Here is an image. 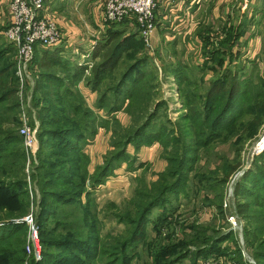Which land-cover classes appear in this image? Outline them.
I'll use <instances>...</instances> for the list:
<instances>
[{
	"label": "rangeland",
	"instance_id": "rangeland-1",
	"mask_svg": "<svg viewBox=\"0 0 264 264\" xmlns=\"http://www.w3.org/2000/svg\"><path fill=\"white\" fill-rule=\"evenodd\" d=\"M233 2L232 13H228L231 21L235 23L238 21L246 23L245 14L248 13L252 4L264 5V0H232ZM244 3L248 6L247 9ZM260 12L262 11H257L258 15L255 16L256 25H249L247 29V34L253 32L251 35L253 40H250L248 36L246 41L249 43L246 45V42L242 43L244 39L242 36L237 44L243 54L245 49H249L246 52L248 56L252 50H255L254 47L258 48L256 53L258 59H253L252 62L243 60L241 62L243 67H240L241 70L237 69L235 73L240 81L253 80L252 85L258 75L264 77V13L260 14ZM111 23L100 20V34L96 39ZM125 27L123 28L125 33L133 30L131 26ZM4 43V37L0 33V48L6 45ZM189 43L191 45L178 38L171 43L161 41L155 46L151 44L150 48V45L143 44V48L125 51L120 62L112 69V76L127 61L140 56L148 58L149 70L132 86V93L128 98L123 96L115 98L109 92L101 108L96 106L97 92L91 91L83 80L89 70L88 72L83 70L79 78L71 80L70 86L75 88L77 98L82 100L83 110L87 111L85 117L87 128L82 131L83 138L70 145L72 150L57 144L49 146L48 140L51 139L44 141V137L38 135L41 130L39 128L41 121L36 110L40 108L42 101L40 100L41 91L34 92L33 87L36 79L34 73L40 70L37 68L33 55L25 71L20 76L15 73L18 85L16 95L19 101L18 113L16 111L13 114L18 118L16 119L18 124H15L16 134L20 136L18 130L23 125L20 121L23 115L26 125L34 129L36 139L33 151L26 149L23 142L7 146L8 149L17 146L23 152L22 170L16 177L25 181L26 193L22 195V198L27 201L26 212L11 221L26 224L25 248L28 243V225L25 220L31 218L37 235L36 221L38 219L36 218L44 200L42 190H53L55 193H61L65 198L77 190L78 199L73 198L69 204L78 209L88 205L89 210H93L91 213H94L98 220L99 230L95 239L100 248H105V244L112 238L127 237L129 226L120 222L119 216L132 214L135 191L145 188L143 191L147 192L151 184L159 183L158 178L161 174L166 178L165 183L172 181V177L165 176L169 169L168 160L173 152L180 151L182 145L181 142L174 143L171 136H181V132L186 129L190 131L187 121L183 118L185 109L182 106L181 93L188 91L202 99L210 84L209 81L217 76L218 72L220 74L222 67L226 64L216 63L217 57L215 60H208L209 44H204L201 40L198 44L193 40ZM192 47L194 48L190 49ZM69 53L65 48L63 54H68L67 57H69ZM8 59L15 60L13 51H7L0 62L3 63ZM86 61L93 62V59L89 55ZM86 61H76V63L85 68ZM186 63L201 73L198 76L194 73L196 87L186 86L183 74L173 76L175 71L180 70ZM227 66L234 68L233 65ZM210 67L212 69H209ZM251 92L252 87L248 85L246 102L251 100ZM149 112H151V120L143 128L139 138L144 141L138 145L135 141L122 145L126 138L131 137L134 129ZM258 114L260 113L255 116L258 117ZM224 122L227 125L220 131L218 137L207 147L196 151L197 157L187 172L183 191L176 197L170 194L163 195L164 202L150 209L143 236L134 244L129 264H162L163 261L171 262V264H264V261L253 257L252 247L247 245L243 233L246 219L237 211L238 203L251 201L255 194L258 197L264 195V118L257 126L253 124V117L247 115H239L232 121L230 119ZM169 130L172 133L168 134ZM206 132L204 130L203 133L206 134ZM121 145L129 161L121 160L115 163L111 173L102 182L92 184L90 176L94 175L106 154L117 150L118 146L121 149ZM78 150L85 154L86 159L77 154ZM53 153L64 157H51ZM69 159H72V162L74 160L75 165L84 164L86 169L84 186L76 189L70 184L79 178L75 171L58 179L54 183L55 186L44 182L46 180L44 172L47 168H41V164ZM65 165L72 167L69 161ZM10 180L16 179H9V181L2 179L6 184ZM18 190L20 189H15L17 192ZM3 194L4 192H0V199ZM62 206L65 205L57 204V208ZM229 216L232 217L235 225L230 224ZM158 218H160L159 221ZM48 221L50 222L51 219L49 218ZM226 234H229L227 239L216 242L219 237ZM39 247L38 244V249ZM196 250H202V252L194 254ZM29 251L26 250L27 255H33L35 260L40 258V256L35 258L31 248ZM48 252L54 253L56 250L50 247ZM83 252L87 254L90 250H83ZM84 254L71 253L68 257L74 260L83 258ZM106 260L107 255L102 253L98 261L92 264H105ZM173 260L175 261L172 263ZM42 264L47 263L43 261Z\"/></svg>",
	"mask_w": 264,
	"mask_h": 264
},
{
	"label": "trees",
	"instance_id": "trees-1",
	"mask_svg": "<svg viewBox=\"0 0 264 264\" xmlns=\"http://www.w3.org/2000/svg\"><path fill=\"white\" fill-rule=\"evenodd\" d=\"M125 26L126 24L122 20L111 23L96 39L91 50L90 56L93 62L89 73L84 75L83 80L91 91L97 92V108L104 106L102 105L104 98L106 95L108 96L109 92L115 98L119 96L128 98L132 93V86L149 70L147 67L149 65L148 58L140 56L127 61L115 75H111L112 69L120 62L125 51H133L143 46V41L137 31L130 30L125 33L123 31ZM245 30L246 26L241 21L236 24L229 23V25L220 26L217 33L212 32L207 25L197 27L196 32L201 42L210 46L208 60H215L217 57L216 63L224 62L226 68L223 66L220 74L218 72V75L209 81L210 84L202 99L188 91L181 93L182 106L185 109L183 118L187 121L190 131L186 129L181 132V136H171L174 143L181 142L182 145L180 151L173 152L172 157L168 160L169 169L165 176L172 177V181L165 183L166 178L161 174L158 178L159 183L151 184L147 192L143 191L145 188L135 191L132 214L119 216V221L129 226L127 237L112 238L109 243L105 244V248H100L95 239L99 230L98 220L95 214L91 213L93 210L90 211L88 205L78 209V207L69 204L73 198L78 199L76 197L77 190L71 192L67 198L53 190H42L44 200L36 218L38 220H35L38 244L40 245L38 260H35L33 255L26 254V224L11 221L26 212L27 201L22 198V195L26 193V186L23 179L16 177L17 173H21L22 170V150L17 146L11 149L7 148L10 144L22 143V138L16 134L15 129L18 118L13 116L16 111L18 113L19 109L16 95L17 76L14 72L15 60L8 59L3 63L0 62V192H4L0 199V214H2L0 216V264H42L43 261L47 264H92L98 261L102 253L107 255L105 264H129L134 244L143 236L148 212L164 202L163 195L170 194L176 197L179 192L183 191L187 172L197 157L196 151L199 148L207 147L218 137L220 131L227 125L224 120L231 119L232 121L236 116L247 115L253 117V124L257 126L264 118V77L258 75L252 85L253 80L240 81L235 74L237 69L241 70L240 67H243L241 63L243 60L251 62L253 60V58L243 57L237 45ZM4 44L6 45L0 48V60L7 51H13L15 54V48L11 43L5 41ZM32 55L37 63V68L40 69L34 73L36 79L33 86L34 92L41 91V106L36 110L41 121L39 124L41 130L38 135L44 137V141L51 139L48 140L50 141L49 146L57 144L72 150L70 145L74 141L81 140L83 138L82 131L87 128L85 123L87 111L83 110L82 100L77 98L75 88L70 86L71 80L82 75L83 66L77 64L75 59L64 55L60 44L41 47L35 43ZM227 65H233L234 68ZM194 73L196 76L201 74L192 65L186 63L180 70L175 71L173 76L183 74L186 86L191 85L190 88H193L197 85ZM248 85L252 87L250 102H246ZM257 113H260L258 117L255 116ZM149 120H151V112L134 129L131 137L124 140L122 145L130 141H135L138 145L144 141L139 138ZM204 130L207 131L206 134L203 133ZM169 133L172 132L169 130ZM122 145L121 149L118 146L117 150L106 154L102 164L94 175L90 176L92 184L102 182L111 173L115 163L121 160L129 161ZM77 154L86 159L82 151L78 150ZM51 157L63 158L64 156L53 153ZM68 161L72 163V167L65 165ZM40 166L47 168L44 172L46 177L44 182L51 183L52 186L56 185L54 183L58 179L73 171L78 173L79 178L70 184L74 185L76 189L84 186L86 170L84 164L75 165L74 160L72 162V159H69L54 160ZM2 179L16 180H10L6 184ZM17 188L20 189L18 192L15 191ZM58 203L65 206L57 208ZM76 203L79 204L78 200ZM237 211L246 219L243 233L247 245L252 247L253 257L264 261V195L258 197L255 194L251 201L238 203ZM3 217L6 221L2 220ZM159 219L157 220L159 221ZM229 234L219 237L216 242L224 241ZM50 247H53L56 252L49 253ZM82 249L84 251L88 249L90 252L84 254ZM202 250H196L197 252L194 254H199ZM71 253H83L84 256L71 260L68 257ZM162 264H171V262L163 261Z\"/></svg>",
	"mask_w": 264,
	"mask_h": 264
},
{
	"label": "crops",
	"instance_id": "crops-1",
	"mask_svg": "<svg viewBox=\"0 0 264 264\" xmlns=\"http://www.w3.org/2000/svg\"><path fill=\"white\" fill-rule=\"evenodd\" d=\"M103 1L104 0H43L42 12L51 15L57 21L63 37L58 44L62 46V52L67 48L70 52V59L84 62L87 60V56L90 55L95 39L97 35L100 34V11ZM7 2L8 0H0L1 30L8 22ZM233 5L234 2L232 3V0H157L154 8L155 28L150 37L149 48L151 44L155 46L158 42L161 43V41L163 43L170 41L171 43L174 39L178 40V38H181V41H185L189 45H191L189 43L190 40L198 44L201 40L196 32L199 25H207L211 30H213L215 26L213 31L216 32L219 31L220 26L229 25V23H238L231 21L228 13L231 12V7ZM247 7L248 6H245V9H247ZM257 11H262L260 14L264 13V5L252 4L248 13L245 14L246 23H243L246 26V30L243 35L244 39L242 43L245 44L246 42V45L249 43H247L246 39L248 40L249 38L253 40L251 36L253 32L247 34V29L249 25H256L255 22L257 20L255 16L258 15ZM224 13L225 15L223 16ZM121 20L124 21L126 26H131L133 31L136 30L132 17L125 16ZM214 21H216L215 24ZM255 42L254 40L253 43L255 44ZM193 48L194 47L190 49ZM254 48L255 50H252L249 56L246 54V52L249 51L248 48L245 49L244 54L240 49L239 50L243 57L257 60L258 55L256 53L258 48ZM88 70L86 72H88Z\"/></svg>",
	"mask_w": 264,
	"mask_h": 264
},
{
	"label": "built area",
	"instance_id": "built-area-1",
	"mask_svg": "<svg viewBox=\"0 0 264 264\" xmlns=\"http://www.w3.org/2000/svg\"><path fill=\"white\" fill-rule=\"evenodd\" d=\"M156 1L104 0L101 5L100 20L111 23L119 21L125 16L132 17L136 31L141 37L143 44L149 46L150 37L155 28L154 8ZM7 8L8 22L1 30V34L5 41L11 43L15 48V73L20 76L25 71V67L32 57L34 44L36 43L41 47L58 44L63 38L62 31L54 17L42 12L43 0H8ZM87 62H85V72L92 64L90 61ZM20 121L23 125L18 131L22 138L23 146L33 151L36 146L34 129L26 125V119L23 115ZM25 221L28 225L26 250L30 252L31 248L32 254H34L35 258H38L39 249L36 228L31 218ZM228 221L230 224L235 225L231 216L228 217Z\"/></svg>",
	"mask_w": 264,
	"mask_h": 264
}]
</instances>
